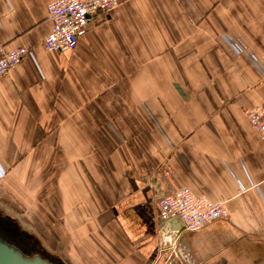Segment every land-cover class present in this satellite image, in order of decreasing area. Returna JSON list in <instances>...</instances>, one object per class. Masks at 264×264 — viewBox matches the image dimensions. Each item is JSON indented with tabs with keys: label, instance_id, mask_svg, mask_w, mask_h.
<instances>
[{
	"label": "crops",
	"instance_id": "1",
	"mask_svg": "<svg viewBox=\"0 0 264 264\" xmlns=\"http://www.w3.org/2000/svg\"><path fill=\"white\" fill-rule=\"evenodd\" d=\"M52 1L0 0V45L28 50L0 79V206L56 264H167L155 200L186 186L230 214L170 221L173 264H264V140L246 113L264 102V0H118L49 52Z\"/></svg>",
	"mask_w": 264,
	"mask_h": 264
},
{
	"label": "built area",
	"instance_id": "2",
	"mask_svg": "<svg viewBox=\"0 0 264 264\" xmlns=\"http://www.w3.org/2000/svg\"><path fill=\"white\" fill-rule=\"evenodd\" d=\"M119 4L118 0H54L48 5L52 30L45 37L46 51L64 52L76 48L79 38L94 15L109 13ZM237 52L242 49L234 45ZM25 47L6 49L0 45V79L18 66L27 55ZM259 136L264 140V102L246 111ZM156 204L165 220L158 231L159 251L166 253V263L181 261L180 232L169 227L172 220L182 224L184 230H199L208 224L227 218L230 210L226 200H214L207 194H197L189 187L165 191L159 189Z\"/></svg>",
	"mask_w": 264,
	"mask_h": 264
},
{
	"label": "flooded vegetation",
	"instance_id": "3",
	"mask_svg": "<svg viewBox=\"0 0 264 264\" xmlns=\"http://www.w3.org/2000/svg\"><path fill=\"white\" fill-rule=\"evenodd\" d=\"M2 209L0 206V241L16 249L17 247H22L26 251V247L33 249L35 239L32 233L22 228L21 223L16 220V216L11 213L6 214Z\"/></svg>",
	"mask_w": 264,
	"mask_h": 264
},
{
	"label": "water",
	"instance_id": "4",
	"mask_svg": "<svg viewBox=\"0 0 264 264\" xmlns=\"http://www.w3.org/2000/svg\"><path fill=\"white\" fill-rule=\"evenodd\" d=\"M0 264H54L41 255L27 256L22 251L0 241Z\"/></svg>",
	"mask_w": 264,
	"mask_h": 264
},
{
	"label": "rangeland",
	"instance_id": "5",
	"mask_svg": "<svg viewBox=\"0 0 264 264\" xmlns=\"http://www.w3.org/2000/svg\"><path fill=\"white\" fill-rule=\"evenodd\" d=\"M2 204H4L3 206H5L6 204L5 203H2ZM6 207V206H5ZM3 209V211L7 214V213H11L13 216H16L17 218H16V220L19 222V223H21V226H22V228H24V230H27L28 232H31L32 234H34L33 232H32V229L26 224V222H25V220L24 219H22L21 217H19L18 216V212H15L14 211V209L13 208H11L12 210H10V211H8L7 209H5L4 207H2ZM7 210V211H6ZM2 211V212H3ZM35 236H37L36 234H35ZM38 237V236H37ZM39 238V237H38ZM35 246H37L43 253H45V254H47L49 257H50V255L51 254H49L48 253V251H47V249H46V247H45V244L43 243V242H39V243H37L36 241H35ZM36 255H38V254H36ZM52 256V255H51Z\"/></svg>",
	"mask_w": 264,
	"mask_h": 264
},
{
	"label": "trees",
	"instance_id": "6",
	"mask_svg": "<svg viewBox=\"0 0 264 264\" xmlns=\"http://www.w3.org/2000/svg\"><path fill=\"white\" fill-rule=\"evenodd\" d=\"M32 236L34 237V239L37 243L40 242L39 238L37 236H35V234H32ZM33 247H34L33 249L26 247L27 251L24 250L22 247H17V249L22 251L27 256H35L36 254L41 255L42 257L48 259L50 262L56 264V261L54 259L49 257L47 254L43 253L37 246L34 245Z\"/></svg>",
	"mask_w": 264,
	"mask_h": 264
}]
</instances>
